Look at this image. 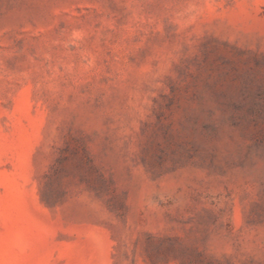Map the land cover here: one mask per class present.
Here are the masks:
<instances>
[{"label":"rangeland","instance_id":"rangeland-1","mask_svg":"<svg viewBox=\"0 0 264 264\" xmlns=\"http://www.w3.org/2000/svg\"><path fill=\"white\" fill-rule=\"evenodd\" d=\"M0 264H264V0H0Z\"/></svg>","mask_w":264,"mask_h":264}]
</instances>
